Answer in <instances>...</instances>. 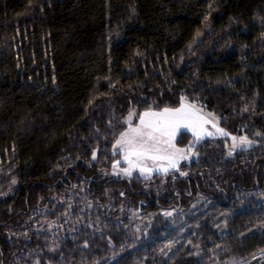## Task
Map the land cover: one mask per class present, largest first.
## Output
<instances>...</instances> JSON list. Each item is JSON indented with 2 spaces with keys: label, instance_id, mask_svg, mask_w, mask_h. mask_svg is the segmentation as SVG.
<instances>
[{
  "label": "trees",
  "instance_id": "1",
  "mask_svg": "<svg viewBox=\"0 0 264 264\" xmlns=\"http://www.w3.org/2000/svg\"><path fill=\"white\" fill-rule=\"evenodd\" d=\"M185 95L255 145L211 137L176 171L113 177L127 113ZM263 250L264 0H0V264Z\"/></svg>",
  "mask_w": 264,
  "mask_h": 264
},
{
  "label": "rangeland",
  "instance_id": "2",
  "mask_svg": "<svg viewBox=\"0 0 264 264\" xmlns=\"http://www.w3.org/2000/svg\"><path fill=\"white\" fill-rule=\"evenodd\" d=\"M182 103L184 105H194V108L191 111L195 114L192 117V121H196V117H203L204 120L209 121L208 123H204L203 120L196 121L193 123L192 121H183L180 122L178 125H172L168 129V134L161 137V142L157 145L160 149V155H170L175 162V167H169V161L166 159L162 160H152V159H144V160H137L136 157H131L133 164L136 166H130L128 160L125 159V151L122 146L117 145V141L120 139L121 134L129 129V127H136L140 123V116L148 111L151 112H162L165 108L168 109H178L181 107ZM130 114L131 117H130ZM125 123V130L118 136L115 140V144L113 146V152L117 153L116 159L114 160L112 167H111V174L113 177H120V178H129L132 175H138L143 177H151L155 173L165 174L169 171H176L182 163H188L189 161L196 158L197 154L195 150H193L194 146L199 143V141L203 139H208L211 137L222 138L225 141V146L227 149V153L232 155L237 150H247L251 146L255 145L256 138L246 135L245 133H237L232 129L220 124V118L208 111L200 102H196L195 100L190 99L186 95L183 96L178 105L174 107L169 106H162V108H153L150 107L149 109H144L138 111L136 109H131L124 121ZM185 124L188 126L186 127ZM213 124L216 126L214 127ZM217 129H223L224 132L228 133V135H221ZM181 131L188 132L190 134V140L186 146H180L177 144V137H180ZM232 137H236L234 141ZM246 137L249 143H241L240 138ZM170 141L171 146L169 143ZM179 150V151H177ZM141 168L151 169V171H141ZM167 168V171L163 169ZM125 169H130L131 175L125 173ZM140 209L141 216H138L136 212V207H132L131 213L134 217L139 220L149 218L152 213L151 212H143ZM164 214H172L173 211L166 210L163 212ZM54 223L49 224L52 227ZM177 242H168V248L172 249L175 248ZM226 264H264V250L262 252H258L253 254L252 258L242 259L239 260H229Z\"/></svg>",
  "mask_w": 264,
  "mask_h": 264
},
{
  "label": "snow or ice",
  "instance_id": "3",
  "mask_svg": "<svg viewBox=\"0 0 264 264\" xmlns=\"http://www.w3.org/2000/svg\"><path fill=\"white\" fill-rule=\"evenodd\" d=\"M194 105H184L178 109L165 108L162 112H145L140 116V123L136 127H129V129L121 134L117 145L123 147L125 151V159L128 160L130 166L133 164L131 157H136L137 160L152 159L169 161V167H175V162L170 155H160V149L157 145L161 142V137L168 134V129L172 125H178L183 121H192L195 115L191 109ZM132 114H130L131 117ZM203 120L204 123L209 121L204 120L203 117H196V121ZM196 121H192L195 123ZM187 127L188 125L185 124ZM215 127L216 125L213 124ZM221 135H228L223 129H217ZM235 141L236 137H232ZM241 143H249L246 137L240 138ZM167 143L170 144V141ZM179 151V150H177ZM95 158V155L93 156ZM167 171V168L163 169ZM126 174L131 175L130 169L124 170ZM141 171H151V169L141 168Z\"/></svg>",
  "mask_w": 264,
  "mask_h": 264
}]
</instances>
